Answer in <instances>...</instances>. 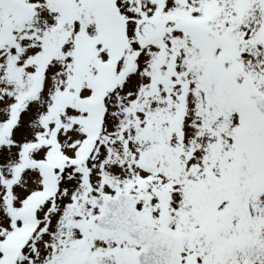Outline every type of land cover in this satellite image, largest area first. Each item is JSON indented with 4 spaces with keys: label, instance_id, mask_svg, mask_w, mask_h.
Returning <instances> with one entry per match:
<instances>
[{
    "label": "snow or ice",
    "instance_id": "obj_1",
    "mask_svg": "<svg viewBox=\"0 0 264 264\" xmlns=\"http://www.w3.org/2000/svg\"><path fill=\"white\" fill-rule=\"evenodd\" d=\"M0 264H264V0H0Z\"/></svg>",
    "mask_w": 264,
    "mask_h": 264
}]
</instances>
